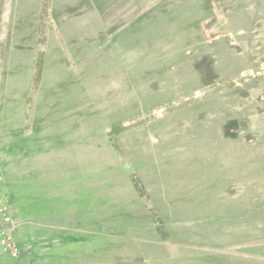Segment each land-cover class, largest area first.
<instances>
[{
    "label": "rangeland",
    "instance_id": "rangeland-1",
    "mask_svg": "<svg viewBox=\"0 0 264 264\" xmlns=\"http://www.w3.org/2000/svg\"><path fill=\"white\" fill-rule=\"evenodd\" d=\"M48 2L27 135L0 138L16 264H218V213L263 233L264 0Z\"/></svg>",
    "mask_w": 264,
    "mask_h": 264
},
{
    "label": "crops",
    "instance_id": "crops-1",
    "mask_svg": "<svg viewBox=\"0 0 264 264\" xmlns=\"http://www.w3.org/2000/svg\"><path fill=\"white\" fill-rule=\"evenodd\" d=\"M43 3L44 0H0V49L3 52L0 59V138L5 132L4 126H11L7 128V135L20 129L23 130L24 135H27L25 129L30 116L28 117L29 103L26 102V96L31 87L32 65L38 38L40 10ZM47 4L50 8V3ZM45 40L48 41L47 35ZM39 98L40 94L36 97L35 106ZM2 110L3 112H1ZM33 119L35 126H39L38 134L45 133L42 118L35 115ZM9 140V142L12 141L10 138ZM38 140H41L40 136ZM5 151V157L8 158V163L6 162V186L7 189L15 190L8 184L11 182V170H9L8 165L11 163L10 159L16 156L11 155L8 146H6ZM0 156L3 157L4 155L0 154ZM173 165L174 163L171 164V166ZM227 204L234 205L230 202ZM245 205L247 208L243 211L247 213L249 207L253 205L250 206L248 201ZM232 212L233 210L224 213L231 215ZM218 215L223 218L222 213H218ZM221 217L218 216V229L223 232H218V241L224 237L231 238V240L224 244L218 242V264H264V232L254 236L256 232L252 229L253 226L247 224H243L244 227H238V230L231 228L229 232L222 227L223 220ZM252 219V217L246 218L242 222L246 223ZM254 238H256L255 241ZM121 250L124 252L126 248H121L120 252ZM16 262L17 259L13 260L5 255L0 256V264H16Z\"/></svg>",
    "mask_w": 264,
    "mask_h": 264
},
{
    "label": "trees",
    "instance_id": "trees-1",
    "mask_svg": "<svg viewBox=\"0 0 264 264\" xmlns=\"http://www.w3.org/2000/svg\"><path fill=\"white\" fill-rule=\"evenodd\" d=\"M47 8H48V4L47 3H43L41 10H40V21H39V28H38V38H37V44H42L45 40L44 37V24H43V18H45L46 14H47ZM43 60H44V54L43 51H38L35 53V57H34V61H33V65H32V76H31V87H30V93L34 94L38 88H39V84H40V80H41V74H42V67H43ZM28 100H30V98H28ZM31 107L29 108L30 111ZM28 111V117L30 116V113ZM133 186L137 192V194L139 196L145 197L146 194L144 192V188L141 185L140 181L138 179H133ZM149 213H150V217L151 219L155 222L158 223L160 222L158 220V217L156 215V213L152 210V208L149 209ZM163 227L160 223H158L157 225V230L159 231L160 234H162V237L165 238L166 234L164 233V231H162Z\"/></svg>",
    "mask_w": 264,
    "mask_h": 264
},
{
    "label": "built area",
    "instance_id": "built-area-1",
    "mask_svg": "<svg viewBox=\"0 0 264 264\" xmlns=\"http://www.w3.org/2000/svg\"><path fill=\"white\" fill-rule=\"evenodd\" d=\"M16 227L17 222L10 206L0 203V256L17 259L19 252L14 238Z\"/></svg>",
    "mask_w": 264,
    "mask_h": 264
}]
</instances>
